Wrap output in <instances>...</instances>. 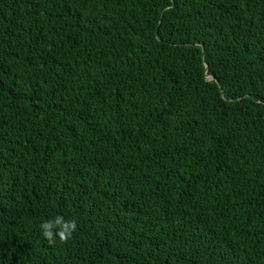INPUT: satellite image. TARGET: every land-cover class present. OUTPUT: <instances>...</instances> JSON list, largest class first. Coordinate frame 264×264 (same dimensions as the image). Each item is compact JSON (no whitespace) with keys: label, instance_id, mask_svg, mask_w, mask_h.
I'll list each match as a JSON object with an SVG mask.
<instances>
[{"label":"trees","instance_id":"16d2710c","mask_svg":"<svg viewBox=\"0 0 264 264\" xmlns=\"http://www.w3.org/2000/svg\"><path fill=\"white\" fill-rule=\"evenodd\" d=\"M0 264H264V0H0Z\"/></svg>","mask_w":264,"mask_h":264},{"label":"clouds","instance_id":"9594fccd","mask_svg":"<svg viewBox=\"0 0 264 264\" xmlns=\"http://www.w3.org/2000/svg\"><path fill=\"white\" fill-rule=\"evenodd\" d=\"M62 228L59 231V236L62 239L69 238L72 233L76 230L75 222L65 223L62 217H57L54 221H49L41 224L42 234L49 241H54L57 233L54 229Z\"/></svg>","mask_w":264,"mask_h":264}]
</instances>
